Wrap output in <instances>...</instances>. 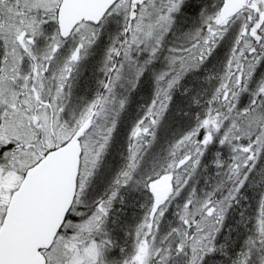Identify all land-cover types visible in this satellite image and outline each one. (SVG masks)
<instances>
[{
    "label": "snow or ice",
    "instance_id": "6c2138e0",
    "mask_svg": "<svg viewBox=\"0 0 264 264\" xmlns=\"http://www.w3.org/2000/svg\"><path fill=\"white\" fill-rule=\"evenodd\" d=\"M0 264H264V0H0Z\"/></svg>",
    "mask_w": 264,
    "mask_h": 264
},
{
    "label": "rangeland",
    "instance_id": "374dc122",
    "mask_svg": "<svg viewBox=\"0 0 264 264\" xmlns=\"http://www.w3.org/2000/svg\"><path fill=\"white\" fill-rule=\"evenodd\" d=\"M221 52H223V50H221ZM202 70H201V75H202ZM90 75V74H89ZM147 92V88L145 87L144 89H142V93H146ZM179 95V94H178ZM181 100V99H179ZM141 101V95L138 94L137 97L135 98L134 100V108L133 110L135 109V104L136 103H139ZM176 130L177 129V125L173 122V121H169L167 126L165 128H162L161 129V132H160V137H161V143L164 142V140L170 135V133L173 131V130ZM128 214L130 216L134 215V213L132 212L131 209H129V212Z\"/></svg>",
    "mask_w": 264,
    "mask_h": 264
},
{
    "label": "trees",
    "instance_id": "16d2710c",
    "mask_svg": "<svg viewBox=\"0 0 264 264\" xmlns=\"http://www.w3.org/2000/svg\"><path fill=\"white\" fill-rule=\"evenodd\" d=\"M223 54V52H221V55ZM202 73H203V70H202ZM177 103H179L180 102V100L179 99H181V97L179 96V95H177ZM173 130V129H172ZM201 186H203L202 184H201ZM228 224H231L232 222L231 221H229V222H227ZM226 227H227V225H226Z\"/></svg>",
    "mask_w": 264,
    "mask_h": 264
}]
</instances>
